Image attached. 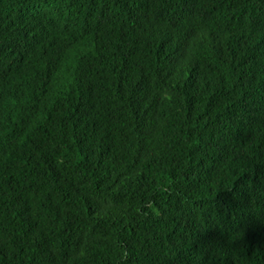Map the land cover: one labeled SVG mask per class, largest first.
<instances>
[{"label": "trees", "instance_id": "16d2710c", "mask_svg": "<svg viewBox=\"0 0 264 264\" xmlns=\"http://www.w3.org/2000/svg\"><path fill=\"white\" fill-rule=\"evenodd\" d=\"M0 264H264V0H0Z\"/></svg>", "mask_w": 264, "mask_h": 264}, {"label": "clouds", "instance_id": "9594fccd", "mask_svg": "<svg viewBox=\"0 0 264 264\" xmlns=\"http://www.w3.org/2000/svg\"><path fill=\"white\" fill-rule=\"evenodd\" d=\"M200 2L204 1V0H199Z\"/></svg>", "mask_w": 264, "mask_h": 264}]
</instances>
